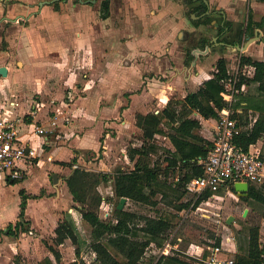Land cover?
<instances>
[{
  "label": "rangeland",
  "instance_id": "obj_1",
  "mask_svg": "<svg viewBox=\"0 0 264 264\" xmlns=\"http://www.w3.org/2000/svg\"><path fill=\"white\" fill-rule=\"evenodd\" d=\"M58 1H61L59 9L52 5L46 7L39 3L30 6L20 1L0 0V66L9 67L7 76L0 75V112L9 114L11 110L14 113L18 111L13 116L20 113V117L24 115V119L27 121L30 114L25 113H28V110H33V105H37L41 118L49 120V118L58 116L59 124L68 125L72 121H65V118L72 117L69 105L74 102L88 101L95 104L97 101H101L103 105H112L111 109L114 105L123 103L124 105L118 110L116 108L111 110L112 114L109 118L111 124L105 126L102 133L104 135L110 132L112 139L110 148H107V150L110 149L109 152L104 153L106 148H102L103 150L100 151L103 161L94 159L96 154L92 150H84L81 153L83 158L79 161L80 167L95 173V175L98 173L109 175V180L96 185L90 193L91 196L98 194L101 196V205L98 211L100 217L114 221L115 209L120 199L115 192L113 178L120 171L133 169L135 162L129 157L130 149L140 146L143 142L142 129L136 123L137 115L148 112L157 113L158 110L164 109L171 99L182 100L188 93L196 91L209 76L213 75L217 68L215 57H211L209 60V56L226 57L231 73L235 72L243 54L252 55L253 53L255 58L261 57V48L258 46L260 41H254L252 51L249 52L221 43L225 41L236 44L240 41L241 45H244L249 38L256 35L254 30L247 28L249 9L253 8L252 2L256 0H232V11L225 12L224 25L229 26V31L221 34L222 18H224L222 13L213 9V13L203 15L202 9L190 11L189 7L191 6L185 5V26L179 30L181 32L173 37L169 45H164L163 49L153 51L150 56L146 57H144L146 50L155 45L153 41L144 42L146 46L138 41L137 43L142 46V51H138V48L134 49L136 45L120 40L123 36H125L123 41L129 37L132 39L133 35L142 33L144 30L142 28L121 26L114 29L112 24L109 27L111 30L103 28L99 34L98 30L94 28L77 27L73 36L78 43L81 42V45L72 46L76 52L73 58L64 52L68 50L67 43H63V47L55 46V48L50 44L51 41H58V36L69 38L70 27L68 26L71 22L76 21L78 24H82L84 19L88 20L87 22H95L103 18L99 13V6H96V4L99 5L98 0L91 3V8L89 7L87 12L80 10L79 0ZM192 4L190 3V5ZM257 7L258 11L262 10L264 4ZM97 8L99 12H97ZM122 10L121 5H115L113 12L115 25L119 26L125 23L126 17H123L125 14ZM127 15L130 25H138L136 16L133 20L131 13L125 16ZM206 16L208 18L205 19ZM253 17L256 20L262 19V17H257L254 12ZM170 24L174 26L176 23L170 21ZM149 31L155 32L150 37L156 36L157 39L163 38L166 34L169 36L166 29L160 27ZM61 32L63 34H60ZM146 37H148L147 33ZM103 48L104 50H102ZM207 48L208 51H206ZM86 49L88 50L86 51ZM190 49H193L195 57L191 65H187L186 59ZM80 52L83 54L81 55ZM200 65L208 66L206 76L203 75L204 73L200 74ZM117 71L121 72L122 76H116L115 72ZM120 79L125 81L122 82V86L116 85ZM167 99L168 101L165 103ZM241 99L245 102V108L242 118H240V126L242 129L251 128L256 119H264V92L259 89L258 83L249 82L248 89ZM124 107L131 108L132 115L129 116V119L131 118L132 123H122L124 117H120L119 110ZM56 108H59L61 112H56ZM193 116L200 117L196 113ZM49 125L47 123L45 127L47 128ZM212 125V121L203 120V126L198 133L211 136L209 129ZM59 127L48 132V136H53L55 139L56 133L61 129ZM162 131L156 138V149H152L148 156L147 163L150 166L162 164L165 167V148L174 149L168 136L173 132V129L167 121L162 124ZM255 144L262 147L264 151V135ZM33 160L32 169L35 172L31 173L30 171L21 181L13 183L4 178L0 180V229L6 228L10 222L17 221L21 200L19 191L25 188L24 183L27 193L40 194L43 192L44 195L40 198L54 199L59 195V176L55 181L54 172L50 171L46 175V183L41 184L43 176L40 169L36 167L37 160ZM178 173L179 171L174 172L170 169L168 175L164 172L160 175L162 185L153 197L156 204L128 199L124 208L134 213L135 216L131 220L133 226H141L146 216H161L171 219L172 227L166 232L165 242L168 239V241L179 242V248L188 249L190 247L194 248V251L198 250L199 246L200 259L185 254L186 259H189L192 264H205L202 259L210 253L207 247L217 245L219 239H221L219 245H222L224 251L220 257L235 259L236 254L246 251L248 236L251 229L256 226L260 228V239L264 243L263 203L253 198H247L248 195H241L232 189H221L198 207L193 208L192 204L190 207L180 210L179 205L190 199L195 201L198 194L188 186L181 188L177 185ZM252 185L257 186L264 193L263 186H258L255 183ZM102 197L104 198L102 199ZM66 201L67 197L65 196L57 202L65 206ZM54 205H56L55 200L42 202L36 199L33 200L30 213L32 217L38 219L50 211L52 212ZM63 213H67V211ZM230 216H234L232 223H228ZM81 226L82 229H87L82 232L79 242V244L82 243L81 246L78 247V243L75 244L71 239H68L67 244L73 245L75 250L71 252L70 257L67 255V259L62 258L57 264L71 261L73 257L80 259L82 253L87 256V259L90 256L93 257V227L85 219ZM31 227L29 230L21 231L18 236L5 235L0 232V264H18L19 262L36 264L45 257L50 247L56 244V233L52 231V226H49L44 232H42V228L35 226L32 229L34 233L30 232ZM137 233L140 238L145 235L142 231ZM103 241L107 243L110 251L119 260L126 259L115 246L108 244L107 235ZM164 243L159 245L163 247ZM77 249L80 251L79 255L76 252ZM159 251H162L161 258L169 255L170 251L172 253L179 252V250L166 245ZM157 255L159 252H153L151 248L147 249L143 255V264H156Z\"/></svg>",
  "mask_w": 264,
  "mask_h": 264
},
{
  "label": "trees",
  "instance_id": "obj_2",
  "mask_svg": "<svg viewBox=\"0 0 264 264\" xmlns=\"http://www.w3.org/2000/svg\"><path fill=\"white\" fill-rule=\"evenodd\" d=\"M187 4L193 3L189 7L190 11L202 9L203 12L208 10V4L204 0H186ZM56 9H59L60 1L55 3ZM111 14V0H102L100 6V15L106 19ZM208 18L207 16L205 19ZM263 30V34L259 35V40L264 43V17L261 21L255 22L253 19V10L249 9L247 28L253 30L255 27ZM225 26L221 25V30ZM206 47V46H205ZM207 54V52H206ZM193 49L188 50V58L186 64L191 65L194 59ZM252 64L256 67L254 77L242 79V82H256L261 91L264 92V61L254 59L252 56L243 54L241 56L240 65ZM217 68L213 76L205 80L202 85L194 92L188 93L182 100H170L167 106L158 113L148 112L146 114L139 113L137 115V125L142 129L143 142L138 147H132L129 157L135 162V166L130 171H120L114 177L115 192L121 200L127 197L136 201L156 204L153 197L161 188L162 182L160 175L164 172L169 174L170 169L177 174V185L181 188L186 187L188 183L196 176L202 175L203 166L198 163L199 157H206L210 152L213 142L200 135L199 130L202 128V122L199 117L193 116L196 112L204 119L215 118L218 110L227 106L228 93L223 84V79L228 76V60L226 57H220L216 62ZM243 94L240 96L242 97ZM239 99L235 108L241 105ZM180 106V108H177ZM242 113H234L233 117L237 119L240 126V118ZM167 121L172 129L168 136L174 149L165 148L166 156L164 164L150 166L147 163L151 150L156 149V138L162 131V124ZM264 135V119H258L253 127L242 129L235 141L248 149L251 144L257 143ZM80 151L76 150V156L70 162H61V164L72 167V172L66 177L67 184L73 195V199L78 203L77 208L82 212L83 218L93 227L92 233L94 241L92 246L97 253V259L90 263L74 260L68 264H140V260L144 255L147 247L152 241L162 244L165 241L166 232L172 227L171 219L165 217L149 216L144 217V223L135 227L131 224V220L135 216L134 213L123 209H115L116 222L102 219L99 215V207L101 205V196H91V189L108 179L107 174L92 173L76 165L78 163L77 156ZM21 180H14L17 183ZM264 187V185H263ZM231 189L235 191L234 186ZM42 192V191H41ZM21 202L18 220L15 223L10 222L6 228L0 229L5 235L18 236L21 231L29 230L31 226L30 220L26 219V210L30 198L37 199L44 193L33 194L27 193L25 188L20 191ZM212 192L205 191L193 201L190 199L186 203L179 205V209L190 207H198L202 202L212 196ZM247 198H253L264 204V193L257 186L251 185ZM264 217V209H263ZM142 231L145 235L139 237L137 232ZM56 245H60L67 239H71L75 244L78 243V236L75 229L68 220L59 222L55 229ZM107 235L108 244L115 246L124 256L125 260L121 261L110 251L107 243L103 238ZM221 243V239L217 241V245ZM56 260L59 261L61 254L54 246L51 247ZM79 254V249H77ZM18 264H23L19 262ZM36 264H55L49 257H45ZM157 264H190L189 262L177 257H170L168 262L160 259ZM234 264H264V243L260 239V228L258 226L251 229L247 240V249L244 253H238L235 256Z\"/></svg>",
  "mask_w": 264,
  "mask_h": 264
},
{
  "label": "crops",
  "instance_id": "obj_3",
  "mask_svg": "<svg viewBox=\"0 0 264 264\" xmlns=\"http://www.w3.org/2000/svg\"><path fill=\"white\" fill-rule=\"evenodd\" d=\"M15 1L24 2V3L31 6L35 3L40 4L42 1H48V0H15ZM62 1H64V0H62ZM68 1H72V0H67V2ZM101 1L102 0H98L99 5L96 4V6H99L98 8H100V6H101L100 5ZM55 2L46 3L45 6L47 7V6L52 5L54 8H56L55 4H54ZM60 3H61V1H60ZM206 3L208 4V7L209 6L211 7L210 8L211 10L215 9V10H218L220 13H224V14H225V12L230 13L233 9L232 0H207ZM116 4L121 5V7L123 9L122 10L123 14L126 15L128 13H131L133 16V20H135L134 17L136 16L138 18V22H139L138 25H135V26L130 25L129 21L127 20L129 17L128 15L123 16V17H126L125 21H124L125 23H123L122 25H119V26L115 25V22L113 21V12H114V8H115ZM261 4H264V0L253 1L252 6L254 9L252 8V10H253L254 14H256L257 17H262V19H263L264 9L259 10V11L257 10V8H258L257 6L261 5ZM91 5H92L91 3L80 2L78 6H80V10L82 12H87V10H89V7L91 8ZM185 5H187L186 0H111V14L108 18L98 19L95 22H93V21L87 22L88 20L84 19V20H82V24L81 23L78 24L76 21L71 22L68 26V27H70L69 38H63V37L58 36L57 37L58 41H56V42L51 41L50 44H52L53 47L57 46V48H60L63 43L64 44L67 43L68 44V46H67L68 50H65L64 52L70 58H73V57H75L76 52L74 51V48L72 46L75 47V46L81 45V42L78 43L77 39L73 36V33L76 32L75 29L77 27L94 28V29H97L99 34H100L101 29H103V28L109 29L110 25L113 24L114 29L116 27H121V26H123V27L126 26L129 28L132 27V28H136V29L137 28L144 29L141 34H137L136 36L133 35L132 39H130V37H129V38H127V40L123 41L122 39L125 37V36H123L120 40L122 42H125V43L129 42V44H132L134 46L136 45L134 47V49L138 48L139 49L138 51H142V46L137 43L138 41L139 42L141 41L142 45H145V46H146V43L148 41H153L155 44L154 47L149 48L148 50H146L147 52L144 53L145 54L144 57L150 56L153 51L163 49L164 45H166V44L169 45L172 42L173 37L178 35L179 32H181L179 30H181V28L185 26V17H184ZM98 8H97V12H99ZM203 15H205V14L203 13ZM253 19H254V17H253ZM261 20L254 19L255 22H259ZM170 21L172 23H176V24L174 26L173 25L171 26ZM155 27H160L161 29H166L167 33H169V36H167V34H166V36H164L161 39H157L156 36L150 37L155 32L151 33L149 30L154 31ZM109 30H111V29H109ZM253 30L255 31L256 35H258V36L262 35L263 30H261L257 26ZM259 31H260V33L258 34ZM63 32H61L60 34H63ZM165 32H162V33H165ZM146 33L148 34V37H146ZM147 38H148V40L146 41ZM144 42H146V43H144ZM255 42H258V40H256ZM101 43L103 44L102 41H101ZM221 43L226 44L228 47L235 46L236 48H237L238 44L241 45L240 41L236 44L227 43L225 41H222ZM252 43H250L246 49V50H248V52L251 50L252 46L254 45V43L253 44ZM41 44H42V42H41ZM42 46H43V44H42ZM258 46L261 48L262 56L255 58V57H253V53H252V55H249V56H252L254 59L264 61V43L260 41L258 43ZM64 48H66V47H64ZM100 48H97V49L100 50ZM87 50L88 49H86V51ZM102 50H104V48ZM208 50L209 49H206V51H208ZM32 51H33V49H32ZM46 52H47V49H46ZM91 53H92V51H91ZM80 54L82 55L83 53L80 52ZM211 57L212 58L215 57L214 58L215 62H217V60L220 58V56L212 55V56L208 57L209 60ZM207 65H209V64H207ZM207 67L208 66L205 67V65H200V69H199L200 74L204 73L203 75L206 76L207 75V73H206ZM120 71L122 72V70H120ZM121 72H118V71L115 72L116 76L120 75ZM120 76H122V75H120ZM212 76H209V78H211ZM209 78H207V79H209ZM122 82L124 83L125 81L120 79V81L117 82L116 85L122 86ZM247 89H248V84H247ZM0 95H1V93H0ZM243 95H244V93H243ZM240 98H241V96L239 97V99ZM167 101H168V99L165 100V103ZM123 105H124L123 103H122V105L120 103V105H117V106L114 105L113 109H111L110 107L112 105L111 106L103 105V103L101 101H97L95 104L90 103L88 101L74 102L71 105H69L70 106V112H71L70 116H72V117H69L70 118L69 120H71L72 122H70L68 125H65L64 123L63 124L60 123L58 126H60L61 129L58 133H56L55 139L53 138V136H50V137H48V139H45L42 135H40L36 132V126L37 125H42L43 127H45L47 123L50 124V118H49V120H47V119L45 120V118H41L39 116L37 105H33V110H28V113H25V114H30V115H28L29 119L27 121L24 119V115H23V117H21L22 122L19 124V137H20L21 141L29 143L36 150V156L33 159L37 160L36 167L40 169V172L43 176V181L41 184L46 183V179H47L46 175H48L50 173V171L54 172V175L56 174L60 178L59 195L57 197H55L54 199H44V198L39 199V198H37V200H41L42 202H46L49 200H55L56 205H54V209L52 210V212L50 211V213H47L46 215L39 217L38 219L32 217V214L30 213L31 212L30 208L32 207L33 200H36V199H32V198L29 199L27 210H26V219L30 220V222H31V226H32L31 230H30L31 233H34L32 229L35 226H39L40 228H42V232L47 230L49 226H52V231L55 232V229L58 226L60 221L68 220L71 223V225L73 226V228L75 229V232L78 236V247L81 246L82 243L79 244V242L81 240L82 232L86 231L87 229H85V228L82 229L81 225H82V222L84 220L82 212L77 208L78 203L74 201L73 195L69 189L67 181L65 180L66 177L72 172V167L69 165L61 164V162H70L72 160V158H74L76 156V153H75L76 150L80 151L78 156H77L78 163L76 165H78L81 158H83L81 153L84 150H92V152L94 154H96L94 159H100V161L102 162L103 159L101 157L100 151L103 150L102 148H106V150H104V153H108L110 149L107 150V148L108 147L110 148V145L112 142L110 132H107L104 135H102V133L105 129V126H108L109 124H111L109 121L110 114H112L111 110H115V108L118 110V108H121ZM244 105H245V102L242 100L241 106L238 107L240 113H243V110L245 108ZM55 110H56V112H61V110L59 108H56ZM16 112H18V111H15V113ZM119 112H120L119 113L120 117H124V119L122 120V123H132L133 122L131 120V118L129 119V116L132 115L130 107H127V108L124 107L123 109L119 110ZM15 113L13 110H11L8 115L9 116L11 115V117H20V113L18 115L16 114L15 116H13ZM199 118L202 122V126H203V120L206 122H209V121L213 122L212 119H204L202 117H199ZM257 120L258 119H256L254 121V123L251 125V127H253V125L255 124V122ZM120 130H122V129L120 128ZM211 130H212V127L209 129V133L211 134V136L210 135H208V136L202 135L203 137H205L206 139H208L210 141H212ZM101 137H103V139H101ZM103 142H104V144H103ZM33 159L30 161L28 173L30 171H31V173H33V171L35 172V170L32 169V165H33V161H34ZM3 178L8 179L7 176H1L0 180H2ZM8 180L11 182L13 181L10 179H8ZM107 180H109V175H108ZM107 180H104V181H107ZM113 181H114V178H113ZM23 185L25 188H27L25 186V183ZM65 196L67 197V201L65 202V206L63 204H58L57 201L60 200L61 197H65ZM103 198L104 197H102V199ZM128 199H127V201H128ZM20 202H21V200H20ZM64 211H67V213H63ZM19 212H20V203H19V211L17 212L18 215H19ZM17 220H18V218H17ZM116 221L117 220L115 217L113 222H116ZM168 240L166 242L164 241L165 243L163 242L164 243L163 247L160 246L155 241H152L151 244L147 247V249L151 248L153 252H159V255H157V259H156V264L158 263V261L160 259H164V262H166V261L168 262L170 257H177L179 259H182V260L189 262L190 264H192V263L189 261V259H186L187 258L186 255H189L195 259L199 258V256H200L199 255V253H200L199 246H198V250H195V251H194V248H190V247L188 249H181V248H179L180 247L179 242H172V241H168ZM67 241H68V239L60 245H56V244L53 245L57 250H59V252L61 254L60 260L62 258L67 259L68 258L67 255L70 257L72 255L71 252H73L75 250V247L71 244H67ZM165 245L171 246L172 248L179 250V252H182L184 254H180L179 252L178 253H172L170 251V253H172V254L169 253V255H166L165 257L161 258L162 257L161 256L162 251H159V250L164 249ZM147 249H146L145 253L147 252ZM92 251L94 252L93 247H92ZM47 256H49L53 261H55L56 264L60 261V260L59 261L56 260V257L54 255V253L52 252L51 247H50L49 252L45 254V257H47ZM54 257H55V259H54ZM42 259L43 258H41V260ZM142 259H144L143 256L140 260V264H143ZM74 260L83 261L84 263H90L93 261V257L90 256V258L87 259V256H85L84 253H82L80 255V259L73 257L71 259V261H74ZM71 261H66V263H64V264H68Z\"/></svg>",
  "mask_w": 264,
  "mask_h": 264
},
{
  "label": "built area",
  "instance_id": "obj_4",
  "mask_svg": "<svg viewBox=\"0 0 264 264\" xmlns=\"http://www.w3.org/2000/svg\"><path fill=\"white\" fill-rule=\"evenodd\" d=\"M255 72L254 65L248 64L242 69L239 61L235 72L231 73L228 70V76L223 79L229 95L227 106L218 110L217 117L211 118L214 123L211 130L213 146L206 157L198 158V163L204 169L203 174L194 177L187 185L198 196L205 191L215 194L221 189H231L236 182H247L250 186L253 183L258 186L264 185V151L256 144H251L245 149L235 141L242 127L233 117L235 112L240 113L239 109L235 108L236 102L240 95L247 91L248 82H242V79L254 77ZM65 121L70 120L67 117ZM21 122V117H11L0 112V177L7 176L13 181L26 177L30 161L36 156L34 147L20 140ZM58 125L57 116L50 119L47 128L37 125L36 132L48 139V132L55 130ZM207 249L210 253L202 259L205 264L235 263L234 258L220 257L224 253L222 245H210ZM96 259L97 253L94 250L93 261Z\"/></svg>",
  "mask_w": 264,
  "mask_h": 264
},
{
  "label": "water",
  "instance_id": "obj_5",
  "mask_svg": "<svg viewBox=\"0 0 264 264\" xmlns=\"http://www.w3.org/2000/svg\"><path fill=\"white\" fill-rule=\"evenodd\" d=\"M58 0H48V1H42L40 5H45L46 3H53ZM82 3H95L97 0H79ZM207 2V0H205ZM208 14V12L204 13ZM195 16V15H194ZM256 40H259V36L256 35L254 37H251L248 39V41L244 45H237V49L245 51L248 47V45ZM208 49V48H207ZM9 74V68L7 66H0V75L2 76H7ZM54 180L57 181V175H54ZM234 189L241 195H248L249 190H250V185L247 182H236L234 184ZM127 197H122L120 200V203L118 205V209H123L124 205L126 204ZM234 220V216H230L228 219V223H232Z\"/></svg>",
  "mask_w": 264,
  "mask_h": 264
},
{
  "label": "flooded vegetation",
  "instance_id": "obj_6",
  "mask_svg": "<svg viewBox=\"0 0 264 264\" xmlns=\"http://www.w3.org/2000/svg\"><path fill=\"white\" fill-rule=\"evenodd\" d=\"M206 12H208V14H211V13H213V10H211L210 9V6L208 7V10H206L205 12H203V13H206ZM222 15H223V17L224 18H222V26H225L224 24H225V18H226V15L224 14V13H222ZM229 31V26H225V29L224 30H221V32H220V34L221 33H226V32H228Z\"/></svg>",
  "mask_w": 264,
  "mask_h": 264
}]
</instances>
